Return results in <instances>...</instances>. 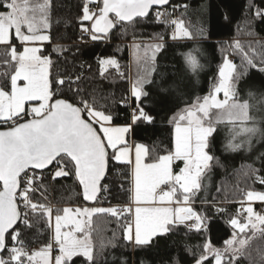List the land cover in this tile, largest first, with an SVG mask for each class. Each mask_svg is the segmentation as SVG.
Masks as SVG:
<instances>
[{"label":"snow or ice","instance_id":"obj_1","mask_svg":"<svg viewBox=\"0 0 264 264\" xmlns=\"http://www.w3.org/2000/svg\"><path fill=\"white\" fill-rule=\"evenodd\" d=\"M169 4L170 0H82L78 21L81 32L97 41L106 38L117 24H135L148 17L155 7L157 22L172 27L171 39L206 38L203 28L193 31L183 14L176 15L180 9L186 11V4H172L171 13L166 10ZM161 8L165 11H159ZM50 11L51 0H0V45L9 49V59L4 63L12 66L11 72L0 73V125H7L0 130V264H75L74 258L79 257L82 264H95L89 230L96 214H109L118 221L130 217L123 226V239L141 248L167 239L181 226L199 232L204 218L188 205L205 187L203 181L215 159L211 149L218 126H230L226 151H237L245 145L250 150L254 137L264 139V117L253 112L255 106L249 99L239 96V81L248 69L264 73V50L256 52L249 47L246 51L236 41L233 48L241 55L246 70L238 72L225 57L210 92L172 117V148L148 163L146 145L130 144L128 137L140 123L155 121L143 106V99L149 95L145 84L155 83L148 78L151 73L137 79L130 95L120 101L122 106L129 99L136 101L131 123L113 126L112 114L97 108L94 98L90 100L80 87L81 75L52 76L53 61L42 52L43 44L51 41ZM248 11L253 25L257 20L264 21V8L255 5V0H248ZM13 39L19 43L13 44ZM145 47L151 51L146 59L154 63L163 44ZM53 51L63 55L67 49L57 46ZM193 51L199 49L184 55L186 65L195 73L201 65ZM98 63L101 76L108 67L123 75L115 58H101ZM156 86L162 93L169 92L170 86L163 82ZM260 103L264 104V99ZM259 158L264 160V154ZM109 160L128 169L124 173L129 183L127 207L53 209L44 202H34L35 193L43 196L47 192L45 180L54 183L69 176L78 181L84 201H97L102 190L108 191L102 181ZM175 161L183 163L178 172ZM250 174L254 183L264 185L259 169L250 168ZM256 201L264 203V192L246 191L241 202L246 215L240 219L238 211L237 216L229 218L233 232L223 249L205 241L200 255L193 253L194 264H209V257L211 264L252 261L248 251L252 241L264 240V213L252 207ZM37 217L50 235L41 248L29 250L22 235L34 226ZM257 256L259 264H264V249H257Z\"/></svg>","mask_w":264,"mask_h":264},{"label":"trees","instance_id":"obj_2","mask_svg":"<svg viewBox=\"0 0 264 264\" xmlns=\"http://www.w3.org/2000/svg\"><path fill=\"white\" fill-rule=\"evenodd\" d=\"M81 4L82 0H51V41L43 44L42 52L53 61V77L74 78L81 75L80 87L85 89L90 100L94 98L97 108L112 114L113 124H129L132 109L136 106L134 99H129L124 106L120 103L122 98L130 95L127 42L133 39H164L154 66L150 67L151 76L148 78L155 83L145 84L149 95L143 99V106L155 117V121L152 124L140 123L135 126L131 135L133 141L143 143L149 149V162L172 148V117L197 97L210 92L225 55L232 56L238 72L246 70L241 55L233 48L236 41L246 51L249 47L256 52L264 50V21L257 20L252 24L248 0H171L167 6L169 13L172 12V4H186V11L180 9L176 15L183 14V19L193 31L203 28L206 37L176 41L169 39L171 26L166 22H157L153 13L135 24H117L106 38L92 41L88 35L80 32L78 15ZM255 5L264 8V0H255ZM84 23L89 25V22ZM249 32L254 34L249 35ZM16 42L13 39V43ZM57 46H63L67 51L63 55H57L53 51ZM196 48L199 51H193L192 54L197 57L201 67L193 73L186 65L184 54ZM8 52L9 49L0 45V73L12 70L11 64L4 63L9 59ZM107 57L117 60L122 76L112 67L101 76L98 61ZM0 82H3L2 78ZM160 82L170 86L167 94L156 86ZM250 92L253 97H249ZM239 96L242 100L249 99L255 106L253 112L258 117H264V104L260 103L264 99V73L248 69L247 75L239 81ZM229 138L230 126L220 124L214 133L211 154L215 159L203 181L205 187L192 198L197 213L204 218L199 232L189 231L181 226L167 239H161L151 247L141 248L123 239V226L129 217L118 221L109 214H96L90 228L95 264H194L193 253L199 256L205 241L211 242L214 247H223L233 232L228 220L237 216L246 191H264V185L254 183V177L250 174L252 168L259 169L260 175L264 176V160L259 158L264 154V139L254 137L250 150L245 145L237 151H226L225 145ZM180 166L181 162L177 161L174 169L178 170ZM127 171L125 165L109 160L107 175L102 182L108 191L102 190L93 204H86L83 200L80 187L73 176L60 178L54 183L45 180L47 192L42 196L38 191L33 200L49 206L53 203L54 209L77 204L112 207L130 203L127 191L129 183L124 175ZM100 198L103 199L102 202ZM33 223L34 226L26 229L22 235L28 249L44 245L50 235L39 217ZM257 249H264V240L252 241L248 249L252 261L242 259L240 264H259ZM3 255L6 256L7 253ZM74 259L75 264H82V257Z\"/></svg>","mask_w":264,"mask_h":264},{"label":"rangeland","instance_id":"obj_3","mask_svg":"<svg viewBox=\"0 0 264 264\" xmlns=\"http://www.w3.org/2000/svg\"><path fill=\"white\" fill-rule=\"evenodd\" d=\"M33 2L35 3L36 2V0H33ZM41 2H42V0H41ZM171 35H172V27H171V29H170V34H169V39L170 40H173V39H171ZM177 40H187V39H177ZM163 41H164V39H162V40H160V39H155V38H146V39H133V40H130V41H128L127 42V44L129 45V47H130V49L131 50H129L130 52H132V55H131V57H132V59L129 61L130 63H131V65H130V87L132 86V84L137 80V79H139V78H141V77H143L142 75H138V67H139V62L142 64L141 66L143 67V69H144V67H146V69H148L149 70V72H151L150 71V67L151 66H154V63L150 60V59H146V56L147 57H151V51H149V50H147L146 49V47L145 46H148V45H155V44H157V43H163ZM174 41V40H173ZM176 41V40H175ZM19 42L17 41L16 43H13V44H18ZM157 55V54H156ZM225 57H227L228 59H229V55H225L224 56V58ZM232 57V56H231ZM108 58V57H107ZM112 58H114V57H112ZM224 60V59H223ZM234 62V61H233ZM148 63V64H147ZM222 63H223V61H222ZM221 63V64H222ZM135 66H136V68H135ZM221 66V65H220ZM133 67V68H132ZM109 68H111V67H108V69ZM135 69V71H133ZM148 72V73H149ZM220 98L222 99L223 98V96H222V94H220ZM118 124H116V125H114L113 124V126H117ZM119 126V125H118ZM173 130H174V125H173ZM136 143H140V142H136ZM166 154V153H165ZM146 162H148V163H151V162H153V161H151V162H149V161H146ZM177 161H175L174 162V164L176 163ZM181 162V161H180ZM180 167H183V163L181 162V166ZM175 171H179V169L178 170H175ZM261 192H264V191H261ZM244 200V199H243ZM242 200V201H243ZM241 201V202H242ZM244 206H247L246 205V203H245V205ZM257 206V207H256ZM261 207V210L258 208V207ZM51 207V206H50ZM65 207H71V208H76V207H100V206H88V205H81V204H77V205H74V206H65ZM112 207H116V206H112ZM191 207V206H190ZM252 207L255 209V211L256 212H258V213H264V203H261V202H259V201H256V202H253L252 203ZM56 208V207H55ZM64 208V207H63ZM62 208V209H63ZM103 208H108V207H103ZM53 209H54V207H53ZM240 213H241V215H243V211H242V203L239 205V215H240ZM245 215H246V213H244ZM128 219H130V217L128 218ZM65 230H67V229H65ZM90 231V230H89ZM231 237V236H230ZM229 237V238H230ZM228 238V239H229ZM227 239V240H228ZM90 240H91V237H90ZM91 243H92V240H91ZM43 246V245H42ZM42 246H35V247H31V248H29V250H35V249H39V248H41ZM224 247V246H223ZM223 247L222 248H220V249H223ZM55 255V252H53V256Z\"/></svg>","mask_w":264,"mask_h":264},{"label":"crops","instance_id":"obj_4","mask_svg":"<svg viewBox=\"0 0 264 264\" xmlns=\"http://www.w3.org/2000/svg\"><path fill=\"white\" fill-rule=\"evenodd\" d=\"M188 40V39H187ZM46 43V42H45ZM129 50H131L130 49V47H129ZM131 55H132V52H130L129 51V61L132 59V57H131ZM229 59L233 62V59H232V57L229 55ZM234 63V62H233ZM148 64V63H147ZM130 65H131V63H130ZM139 67H138V75L140 76V75H142V76H145L148 72H149V70L148 69H146V67H144V69H143V67L141 66L142 64L139 62ZM133 68V67H132ZM135 68H136V66H135ZM133 71H135V69L133 70ZM131 88V87H130ZM207 95V94H206ZM205 96V95H204ZM131 123V122H130ZM114 125H116V124H114ZM119 126H123V125H126V124H118ZM117 125V126H118ZM128 140H129V143L130 144H132V143H136L135 141H133L132 140V137H131V135L128 137ZM240 204H241V202H240ZM188 206H191V208L193 209V211L195 212V213H197V211H196V209H195V203L193 202V201H191V203H190V205H188ZM257 207V206H256ZM198 214V213H197ZM245 216V214L243 213V215H241V213H240V215H239V218L240 219H243V217ZM215 248H217V247H215ZM222 248V247H221Z\"/></svg>","mask_w":264,"mask_h":264},{"label":"built area","instance_id":"obj_5","mask_svg":"<svg viewBox=\"0 0 264 264\" xmlns=\"http://www.w3.org/2000/svg\"><path fill=\"white\" fill-rule=\"evenodd\" d=\"M167 10V12H169V10L168 9H166ZM158 11V9L157 8H155V9H153L152 11H151V13H153L155 16H156V12ZM159 11H165V9L164 8H161V9H159ZM171 11H172V8H171ZM177 14V13H176ZM118 25H122V24H118ZM81 32V31H80ZM81 34H85V33H82L81 32ZM87 35V34H86ZM90 38V37H89ZM91 40V39H90ZM4 127H7V125H4ZM100 201L102 202L103 201V199L102 198H100ZM129 205V203H122V204H118V205H115L116 207H119V208H124V207H127ZM50 206H51V208H53L55 205L53 204V203H50ZM260 210H261V207L259 206L258 207ZM195 221H192V223H194Z\"/></svg>","mask_w":264,"mask_h":264},{"label":"water","instance_id":"obj_6","mask_svg":"<svg viewBox=\"0 0 264 264\" xmlns=\"http://www.w3.org/2000/svg\"><path fill=\"white\" fill-rule=\"evenodd\" d=\"M170 2H171V0H170ZM153 9H155V7L153 8ZM153 9H151L150 10V13H151V11L153 10ZM6 127H0V130H4ZM107 171H108V168H107ZM107 171H106V175H107ZM105 179V178H104ZM103 179V180H104ZM103 182V181H102ZM77 183H78V181H77ZM79 185V184H78ZM80 187V186H79ZM80 190H81V188H80ZM82 195V194H81ZM86 202V201H85ZM94 202H86V204H93Z\"/></svg>","mask_w":264,"mask_h":264},{"label":"bare ground","instance_id":"obj_7","mask_svg":"<svg viewBox=\"0 0 264 264\" xmlns=\"http://www.w3.org/2000/svg\"><path fill=\"white\" fill-rule=\"evenodd\" d=\"M197 18V17H196ZM229 152V151H228Z\"/></svg>","mask_w":264,"mask_h":264}]
</instances>
